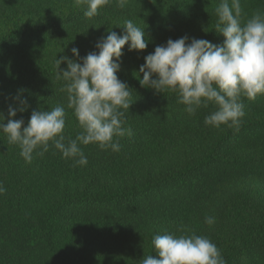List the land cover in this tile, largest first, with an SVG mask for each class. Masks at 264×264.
Wrapping results in <instances>:
<instances>
[{
	"label": "trees",
	"instance_id": "trees-1",
	"mask_svg": "<svg viewBox=\"0 0 264 264\" xmlns=\"http://www.w3.org/2000/svg\"><path fill=\"white\" fill-rule=\"evenodd\" d=\"M221 0H115L91 19L73 0H0V114L28 109L14 119L25 126L33 110L66 109L65 135L80 132L64 81L54 61L97 51L108 29L121 34L125 20L145 33L148 47L125 45L118 78L131 89L123 119L132 135L118 137L120 150L80 145L86 166L50 145L26 163L0 131V264H141L156 255L155 235L204 236L226 264H264V95L241 98L245 116L237 131L205 126L213 107L194 116L176 93L141 87L144 57L168 39L222 44L215 9ZM231 3V0H229ZM241 22L264 0H240ZM251 14V15H249ZM62 69L67 64L62 63ZM22 90V91H20ZM205 216L215 218L211 226Z\"/></svg>",
	"mask_w": 264,
	"mask_h": 264
},
{
	"label": "clouds",
	"instance_id": "clouds-1",
	"mask_svg": "<svg viewBox=\"0 0 264 264\" xmlns=\"http://www.w3.org/2000/svg\"><path fill=\"white\" fill-rule=\"evenodd\" d=\"M113 0H73L74 6L84 7V16L91 19ZM125 8L129 0H115ZM218 17L216 31L224 37L222 44H212L204 39L187 35L155 47L144 57L140 66L141 87L154 89L156 93L172 92L184 111L194 116L201 108L213 107L204 118L205 126L219 129L222 125L237 131L245 116L242 97L254 100L264 95V14L259 11L241 22L240 0H221L215 9ZM124 31L117 34L108 29L95 48L80 57L72 48L76 59L62 56L55 59L56 79L64 81L62 90L67 92V108L73 110L80 132L73 139L65 135L66 109L62 105L48 110H33L25 126L24 119H14L17 112H25L27 99L17 94L19 107L8 108V120L0 114V131L6 134L9 144L20 148V155L31 163L33 154L42 156L50 145L72 159L75 165L86 166L87 157L80 145L98 144L102 150H120L118 137L131 136V128H125L123 119L129 110L131 89L121 81V57L125 45L128 51H144L148 41L144 31L132 20H125ZM62 63L67 69H62ZM22 91V90H20ZM6 192L0 183V195ZM209 226L215 218L205 216ZM156 255L141 259V264H226L217 246L207 237L191 235H155L152 240Z\"/></svg>",
	"mask_w": 264,
	"mask_h": 264
},
{
	"label": "rangeland",
	"instance_id": "rangeland-1",
	"mask_svg": "<svg viewBox=\"0 0 264 264\" xmlns=\"http://www.w3.org/2000/svg\"><path fill=\"white\" fill-rule=\"evenodd\" d=\"M242 12H243L244 14L248 15L245 11L242 10ZM249 15H251V14H249ZM251 16H252V15H251Z\"/></svg>",
	"mask_w": 264,
	"mask_h": 264
}]
</instances>
